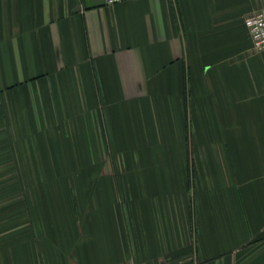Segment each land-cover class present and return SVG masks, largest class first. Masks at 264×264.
Listing matches in <instances>:
<instances>
[{"label": "crops", "instance_id": "1", "mask_svg": "<svg viewBox=\"0 0 264 264\" xmlns=\"http://www.w3.org/2000/svg\"><path fill=\"white\" fill-rule=\"evenodd\" d=\"M264 0H0V264H264Z\"/></svg>", "mask_w": 264, "mask_h": 264}, {"label": "built area", "instance_id": "2", "mask_svg": "<svg viewBox=\"0 0 264 264\" xmlns=\"http://www.w3.org/2000/svg\"><path fill=\"white\" fill-rule=\"evenodd\" d=\"M126 0H105L106 5L112 6ZM244 26L252 42L254 51L264 50V8L246 15L243 19ZM166 264V263H160Z\"/></svg>", "mask_w": 264, "mask_h": 264}]
</instances>
